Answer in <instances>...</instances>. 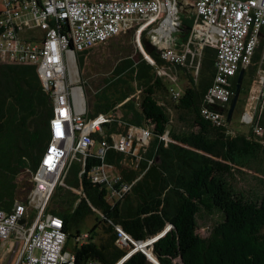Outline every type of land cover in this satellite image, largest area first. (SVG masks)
Returning <instances> with one entry per match:
<instances>
[{
	"label": "trees",
	"instance_id": "trees-1",
	"mask_svg": "<svg viewBox=\"0 0 264 264\" xmlns=\"http://www.w3.org/2000/svg\"><path fill=\"white\" fill-rule=\"evenodd\" d=\"M180 19L187 28L180 29V43L186 45L193 22L188 17ZM150 56L158 65L183 69L191 76L177 100L162 104L155 91L161 88L169 95V87L160 79L149 85L148 71L138 67L133 74L131 61L121 62L120 74L108 80L121 94L113 104L125 100V91L133 83L141 87L139 117L150 138L138 153V164L112 147L102 159L90 154L84 161L70 162L46 205L47 214L62 219L64 251L70 248L75 264H115L131 249L115 243L119 227L136 242L155 239L148 245L155 263L136 251L124 264H264V186L256 193L233 184L234 167L259 166L264 177V96L249 130L230 135L225 119L217 126L201 112L208 106L204 95L216 72L214 47L201 49L196 75L189 67L164 63L154 53ZM239 71L232 78L233 93ZM259 72L264 73L263 41L244 68L237 106ZM232 97L208 108L222 109L224 115ZM52 114V100L35 66L0 64V210L8 212L17 202L29 208L27 179L37 170L49 140ZM112 118L103 126L116 122ZM108 143L111 146L112 140ZM102 164L118 171L115 180H91V173ZM21 176L28 177L19 185ZM259 181L264 185V178ZM124 185L129 190L122 193ZM95 212L98 217L84 237L80 227ZM211 217L215 220L209 228L205 224ZM202 226H206L204 236L199 233Z\"/></svg>",
	"mask_w": 264,
	"mask_h": 264
},
{
	"label": "built area",
	"instance_id": "built-area-1",
	"mask_svg": "<svg viewBox=\"0 0 264 264\" xmlns=\"http://www.w3.org/2000/svg\"><path fill=\"white\" fill-rule=\"evenodd\" d=\"M181 4L192 8L198 22L191 27L189 41L180 50L171 41V31L182 28ZM125 29L135 31V43L152 65L153 59L140 43L139 35L145 29L148 42L158 43L157 57L164 63L191 67L195 51L188 44L193 41L199 42V51L204 45L214 47L216 72L204 102L208 106L225 104L233 96L232 78L250 64L262 41L264 50V0H0V64L35 66L52 100L53 112L49 140L37 170L29 178L27 200L34 211L33 218L21 202L8 212L0 210V242L14 239L21 243L13 264H75L74 254L63 249L66 234L62 219L46 213L49 197L62 183L73 159L84 161L90 154L102 159L112 147L132 154L136 164L140 161L138 153L133 152L136 134L132 129L109 146L102 131L103 125L111 121L110 116L86 119L83 90L75 84L73 72L76 54L108 42ZM193 72L197 74V67ZM256 80L260 103L264 73L259 72ZM169 96L177 100L180 92L169 88ZM208 106L201 110L202 114L217 126L222 125L223 114ZM257 112L258 108L256 115ZM94 135L101 138L95 150ZM149 138L150 133L142 130L140 146H145ZM112 168L102 164L91 173V180H115L116 175L110 176ZM128 190L129 185L121 187L122 193ZM154 240L136 242L117 227L115 243L131 249L115 264H124L136 251L149 256L144 248Z\"/></svg>",
	"mask_w": 264,
	"mask_h": 264
},
{
	"label": "crops",
	"instance_id": "crops-1",
	"mask_svg": "<svg viewBox=\"0 0 264 264\" xmlns=\"http://www.w3.org/2000/svg\"><path fill=\"white\" fill-rule=\"evenodd\" d=\"M180 16H181V18H183V17L184 18H187V17L191 18L193 25L198 22L197 17H196L195 13L193 12V10L190 6H186L184 4H181ZM114 38H116V37H114ZM114 38L110 39L108 42L112 41ZM180 39H181L180 34L171 37V41L173 42V45L181 50V48H183L185 45L180 43L181 42ZM115 40L118 41V38H116ZM119 41H118V43H120ZM134 41H135V39H134ZM188 41H189V39H188ZM122 42L123 43L126 42L127 45H130L132 47V48H130L127 59H125L124 61H128V60L131 61V69L133 70L132 71L133 74L136 73V71L139 67V70L141 69L144 72L148 71V73L150 74L151 79L149 80V85H152L156 79H160L164 84H166L167 87H171L176 91L181 92L184 89V85L188 82L189 76H191V75L183 69L169 68V67L162 66V64L161 65L156 64L154 59L150 56V54L154 53L157 57V52L154 49L155 48L154 45H152L150 42H148L146 36L143 39L142 44H141L142 49L144 50V52L149 57H151L153 59L154 65H152L144 57L142 52H139L140 50L139 51L136 50V46H134V44H136V43L133 41L131 42L130 37L127 36V37L122 38ZM187 42H186V44H187ZM118 43H116L114 45V47L112 46L113 43H111L112 47L111 46L110 47L112 49H110L108 54H111L112 58L110 60H108L104 66H101L102 64H100V67H93V69L95 71L97 70V72H102V73H105L106 75L110 76L105 80V82L103 84L104 86L99 87L97 90L92 92L91 95L89 92H87V90L83 89L85 117L87 120H91V119L95 118V116H98L101 114L109 115L111 118L113 115L114 118H112V119H115L116 122L111 123V124L109 123V125L103 126L102 136L103 137L105 136L107 139H111L113 141V140L124 135L126 132H128L129 130L132 129L136 134L135 140L133 142V152L139 153V151L142 149V147H144V146H140L139 137L141 136L142 130L147 129L145 123L139 117V111H140L139 110V99H140V94H141L142 88L137 87L135 85V83H133L132 86L129 88V90L127 89L125 91V97H126L125 100H123L117 104H113V102H115L117 100V98L120 97L121 94H120L118 88L110 87V85L108 83L109 79L113 78V76H117V73L120 74V72H121L120 69L122 67L120 68V65L117 64L118 63L117 62L118 61V59H117L118 58V52H117L118 47L116 45ZM192 45L194 46V44H192ZM97 47H99V46H97ZM97 47H94L91 50L84 52V54H81V53L76 54V62L81 61V63L84 65L86 64V61H87V63H88V61L90 63H92L95 60L99 61V62H105L104 60L99 59V57L103 58V55L98 56L99 52H98ZM125 48H128V47H125ZM131 49H133L134 52L131 51ZM199 49H200L199 45L196 49H193L194 51L196 50L198 52V56L200 54ZM134 53H137V56H134ZM119 54H120V52H119ZM92 56H96V57L93 58ZM160 69H163L165 71V74H167L168 76H166V77L165 76H163V77L159 76L158 72ZM191 73H192V75H195L193 71ZM169 74L173 75L178 80V82H179L178 87L179 88L176 85H169L170 84V81H169L170 75ZM167 77H169V78H167ZM155 96H156L158 101L161 100L162 104H168V105L171 104L170 96L167 93H165L161 88L156 89ZM96 136L100 138V136L94 135V138L96 141V143L94 145V150L97 147V144L101 139V138L97 139ZM148 141H149V139L145 143L146 146L148 144ZM143 152H145V148H144ZM129 155H130L129 162L131 163V161H132V163H135L134 156H132V154H130V153H129ZM129 162L127 161V163H129ZM117 173H118V171L116 170L115 175H117ZM3 244H6V243L4 242ZM9 248L11 249V242L9 243Z\"/></svg>",
	"mask_w": 264,
	"mask_h": 264
},
{
	"label": "rangeland",
	"instance_id": "rangeland-1",
	"mask_svg": "<svg viewBox=\"0 0 264 264\" xmlns=\"http://www.w3.org/2000/svg\"><path fill=\"white\" fill-rule=\"evenodd\" d=\"M181 27H182V23H181ZM182 28H180V29H182ZM184 28H185V30H187L186 27H184ZM180 29L179 30L178 29L172 30L171 31L172 37L180 34ZM146 30L147 29L143 30L139 35L141 44H142L143 39L145 38ZM131 31L132 30L125 29L121 33H119L117 36H115L116 38H118V41L120 40L119 41L120 43H118V41L115 40L116 38L113 37L114 39L112 41H110L108 43L106 42L103 45H100L99 47H97L98 52H99L98 56L103 55V58L99 57V59H102L105 62H99V61L95 60L92 63H90L89 61L87 63V61H86L85 65L82 64L81 61L75 62V66L73 67V72H74V76H75V84H77V86H82L83 87L82 90L83 89L87 90V92H89L90 95L92 94V92L97 90L99 87L104 86L103 84H104L105 80L110 76L106 75L105 73H102V72H97V70L95 71L93 69V67H100V64H102L101 66H104L107 63V61L112 58V55L108 54V53H109L110 49H112L111 47L112 46L114 47V45L116 43H118L116 45L118 47V49H117V52H118V58H117L118 61L117 62L118 63L117 64L120 65L121 62H123L125 59H127L130 48H132V47L130 45H127L126 42L123 43L122 38L128 36V37H130L131 42L132 41L135 42L134 39H135L136 33H135V31H132V32ZM156 40H158V37ZM111 43H113L112 46H111ZM198 43L199 42L193 41L194 46L192 49H196L198 47ZM134 46H136V50L139 51V47L136 44H134ZM125 47H128V48H125ZM154 47H155L154 49L156 50L158 48V43H156L154 45ZM131 51H133V49H131ZM119 52H120V54H119ZM139 52H141V51H139ZM134 56H137V53H134ZM197 56H198V52L196 51L194 60L192 62V66L189 67L190 70H192V71H194L196 69L194 67L196 65L195 61L197 59L196 58ZM92 57L94 58L96 56H92ZM187 73H189V72H187ZM158 75L162 76V77L168 76L167 74H165V71L163 69L159 70ZM167 78H169V77H167ZM169 81H170L169 85H176L178 87L179 82L173 75H170ZM169 88H171V87H169ZM258 91H259V82H258V80L255 79L252 82L251 86L249 87L248 93L243 96V98H242L243 101L239 104V106H237V103H236V106L234 108V111L232 113V116H231L229 122H226V113H224L223 119H225V125L228 128V130H227L228 134L234 135L237 133H246L249 130L250 125L253 123L255 117L257 116L256 111H257L258 104H259V98L257 97ZM238 99H239V97H238ZM262 162H264V159L262 160ZM144 165H145V167H147L148 164H144ZM258 167H254V168L251 167L249 169L248 168H241V167H234V171H233V175H234L233 184H234V186L241 188L244 191L253 190L256 193L260 192L264 185L259 181V179L264 178V177H262L261 173L258 170L261 168H258ZM115 171L116 170L114 168L110 169V173L113 172V174L110 176L115 175ZM27 177L28 176L18 177V180H17L18 184L20 185L22 179L23 178L27 179ZM27 182H29V178L27 179ZM29 184H30V182H29ZM19 197L23 198L24 194L22 192H20ZM33 214H34L33 209L31 207H29L28 208V215L33 216ZM95 217H98V214L96 212L93 215L89 216L85 220V222L80 227L81 232L88 233L90 231V229L92 228V226L94 224ZM214 220H215V217H211L210 219H208L206 221L205 225H207L210 228L214 224ZM205 227L206 226H202V229L199 230V233L202 236L207 234ZM10 242L12 245L11 249L9 248ZM3 243L4 242H0V264H13V262L17 258V254L20 250L21 243H17L14 239L9 240V241H5L6 244H3ZM144 250L149 255L148 258L155 263L154 258L149 253L148 245L144 248ZM68 251L71 252L70 248L68 249Z\"/></svg>",
	"mask_w": 264,
	"mask_h": 264
},
{
	"label": "water",
	"instance_id": "water-1",
	"mask_svg": "<svg viewBox=\"0 0 264 264\" xmlns=\"http://www.w3.org/2000/svg\"><path fill=\"white\" fill-rule=\"evenodd\" d=\"M243 75H244V69H241L239 71V74H238L235 92L233 93L232 100L230 102L229 108H228L227 113H226V122H229V120L232 116V113L234 111V108L236 106V103H237V100H238V97L240 94V90H241V83H242ZM217 110L220 112H223L222 109H217ZM19 224L22 225L23 220H20Z\"/></svg>",
	"mask_w": 264,
	"mask_h": 264
}]
</instances>
